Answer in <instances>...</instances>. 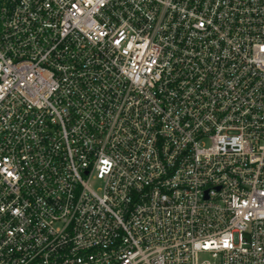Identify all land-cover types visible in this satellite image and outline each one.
I'll use <instances>...</instances> for the list:
<instances>
[{
	"label": "built area",
	"instance_id": "built-area-1",
	"mask_svg": "<svg viewBox=\"0 0 264 264\" xmlns=\"http://www.w3.org/2000/svg\"><path fill=\"white\" fill-rule=\"evenodd\" d=\"M0 264H264V0H0Z\"/></svg>",
	"mask_w": 264,
	"mask_h": 264
}]
</instances>
